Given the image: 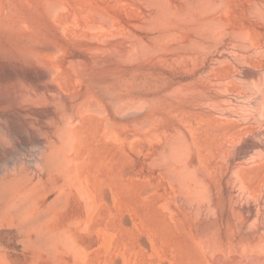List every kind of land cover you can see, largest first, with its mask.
I'll use <instances>...</instances> for the list:
<instances>
[{
    "label": "rangeland",
    "instance_id": "rangeland-1",
    "mask_svg": "<svg viewBox=\"0 0 264 264\" xmlns=\"http://www.w3.org/2000/svg\"><path fill=\"white\" fill-rule=\"evenodd\" d=\"M207 20L216 28L209 29ZM43 46L54 51L32 52ZM239 57L247 63L225 98L214 102L238 114L241 126H251L236 143L240 149L249 141L264 145V0H0V98H23L0 112V180L40 179L38 214L47 215L33 231L37 213L26 218L29 224L19 222H27L22 227L0 215V264H209L200 254L208 247L193 238L217 229L226 243L242 227L251 234L250 246H263L239 247L241 258H264V160L251 161L261 149L245 157L249 191L236 188V206L243 208L236 216L226 178L208 180L215 213L198 216L186 210L178 189L183 179L171 177L179 166L168 148L190 140L189 111L208 107L210 61ZM42 72L49 73L44 88L52 85L56 92L38 96L16 80ZM60 95L73 104L71 119L56 109ZM63 126L72 142L69 153L58 155L67 156L73 179L64 183L54 173L51 183L42 165L50 142L64 139L58 134ZM214 139L210 129L195 141L210 152ZM244 208L259 219L245 222Z\"/></svg>",
    "mask_w": 264,
    "mask_h": 264
},
{
    "label": "bare ground",
    "instance_id": "bare-ground-1",
    "mask_svg": "<svg viewBox=\"0 0 264 264\" xmlns=\"http://www.w3.org/2000/svg\"><path fill=\"white\" fill-rule=\"evenodd\" d=\"M203 1L205 3V0H203ZM207 2H209V1H206V3ZM51 4H52V2L50 3V5ZM184 4H185V2H184ZM196 4H198V3H196ZM45 5H47V4H45ZM51 6L54 7L55 5L53 6V4H52ZM215 6L218 7V5H215ZM48 7H50V6L48 5ZM213 8H214V6H213ZM213 8H212V10H213ZM218 8H220V7H218ZM215 9H217V8H215ZM164 10L165 9H163V11ZM167 11H168V8H167ZM221 11H223V10H221ZM164 12L166 13V11H164ZM51 13H50V15H51ZM175 17H176V15H175ZM48 18H50V17H48ZM205 23L207 25H209V29H211V30L216 28V25L213 24V21L210 22L207 20V22H205ZM201 27L202 26H200V28ZM204 27L206 28V26H204ZM221 28H222V25H221ZM207 30H208V28H207ZM101 42H103V41H101ZM24 44L28 46L30 44V41L28 40ZM53 51H54V49L51 48L50 46H45V47L43 46L42 48H40V50L35 49V48H33V50H32V52H34L35 54H41V53L50 54ZM105 53H106V51H105ZM109 57H110V55H109ZM246 60H247V57H239V59L237 61H233V62H224V61L223 62H217L214 60L210 61L209 67H210V73L212 74L213 79H210L211 81H208L207 86L204 87V100L208 103V107H203V109H205L206 111L200 110V111H197L194 113H193V110L189 111L188 115L190 116V120L194 116V118H192L193 124H191L190 122L188 124V129H189L188 131L190 134V140H187L183 137V138H181V140H178V142H175L173 145H171L168 148L170 160L172 162L173 161L176 162L179 166V169L177 171L174 170L173 173L170 172V174L172 173L171 177L173 179H175V180H173V182L174 181L179 182V180L183 179L184 182L180 181V182H183V183H180L182 185V187L180 185L181 188H179V186H178V189H179V191L181 190L180 191L181 193L183 192L182 193L183 196L181 195L183 197V200H184V198L187 199L186 203L184 202L186 210L188 212H193L194 214H196L198 216H199L200 212L203 213L206 211H210V212L215 213V207L212 203L214 194H213V192L211 193L212 188L210 187V182H208V180L210 178H221V179L226 178L227 179V181L225 183H226L227 188H229L228 191L230 193L229 204L233 205V206L229 207L231 214L236 216L237 213L242 211L243 208L236 206L239 203L238 202L239 194L237 193L236 188H240L244 193L248 194L249 188L247 186V182L249 181V171L247 170L248 167L246 165H248L250 160L245 159V157L250 151H253L256 149H261L262 155L259 157V159L255 160V158H251V161L252 162L256 161L258 163L259 161L264 160V145H260L259 143L254 142V141H249L248 143L244 144V146L242 148H240V149L237 148L236 143L241 142L244 139V137L248 135L249 129L251 128V126H249V125L248 126H241L240 125L241 123H239V121H238V118H240V116L238 117V114H234L233 111L230 109H223V107L221 105H219L220 103L214 102L215 99H224L225 98L224 95H226L228 93V91H227L228 87L230 85L231 86L234 85L233 77L237 76L236 73L239 74V72H240L239 68L242 65L247 63ZM95 62H93V63H95ZM227 69H228V71L225 72ZM229 69L231 71H229ZM53 72H55V71H53ZM48 79H49V73H47V72H42L39 75V77H35L32 74H27L26 76H21L20 78H16V80L18 82H20L26 88H29L30 91L32 89L35 92V94H38V96H40V95L46 96L47 93L55 91L54 90L55 86L52 87V85H51L52 88L51 87L49 88V85L46 84V85H48L49 89L44 88L43 83L46 82ZM25 92H27V91H25ZM14 94H11V96H9V97L7 96L6 98H2V99L0 98V112L4 111L6 109L16 108L21 104L23 98L21 96L17 97ZM23 95L25 96V94H23ZM25 97H27V96H25ZM36 97H37V95H36ZM60 98H62V96ZM72 99H68V100L71 101ZM30 102H28V103H30ZM56 102H58V107L56 109H58L60 107L61 110L60 109L59 110L62 111L63 115H65V116L67 115L66 119L68 117H70L71 116L70 113L72 112V109H73L71 107H73L72 106L73 104L70 102L72 104L71 105L64 98L58 99ZM28 103H26V104H28ZM211 105H212V108H211ZM83 107L84 106H82V108ZM94 107H96V106H94ZM26 109H28V108H26ZM94 109H92L90 111L93 112ZM8 111H10V110H8ZM50 112L51 111L49 110V113ZM102 112H103V110H102ZM93 113H95V112H93ZM3 114H5V113H3ZM9 116L14 117V115H9ZM29 116H31V115H29ZM2 117H4V116H2ZM49 118H51V117H49ZM70 119H71V117H70ZM77 119H75V121ZM60 121H62V119H60ZM75 121H73V122H75ZM66 123H67V121H65L64 124H66ZM107 123H105V125H107ZM73 124H75V123H73ZM211 125H212V128L210 127ZM61 126H58V127H61ZM64 126H63V128H59L61 133H60V131H58V134L62 135L64 139H62L61 136L59 137V138H61L59 145H58V143L57 144L54 143V141L50 142V145H49L50 146L49 147L50 152L47 156L46 163L42 165V166L46 165V167H43V168L47 169L46 171L45 170L44 171L46 172V176L48 178V181H50V182H51V180L53 181V179H55V178L52 179V175L54 173L60 174L63 177L64 183L70 182L71 179H73L72 168H70L69 160H68V158H66L67 156L63 158V157L58 155V154H60V155L62 154L61 151H65V152L69 153V144H70V141L72 139V138H70L71 136H68L69 133L66 132V130H65L66 128H64ZM71 126H72V123H71ZM210 129H211V132L214 134V137H215L214 141L216 144L210 145V147L214 148V149L209 150L210 152H207V151L205 152L203 149V148H205L203 145L204 142L202 141L201 143L198 144L195 141V138L202 133H207ZM115 137H117V136H115ZM59 138H56L55 140H57ZM51 141H52V139H51ZM58 150H60V152ZM70 150H72V147ZM45 153H47V152H45ZM43 156H45V155H43ZM44 158H42L43 161H41V164L45 161ZM72 165H74V164H72ZM39 170L41 171V168ZM37 173H38V171H37ZM18 178H16L15 176L12 178L4 177V178H1V180H0V215L3 216L2 219L4 217H8L7 218L8 221H11V220H9V218L10 219L14 218L15 219L14 221H16V223L23 222L28 217H30V218H32V217L38 218L39 217L36 220L34 219L35 221L31 219L32 223H30V226H33L32 230H31V231H33V229H35L34 227H38L39 223L42 222L43 218L47 217V215L46 216H43V215L39 216V214H38V213L43 214V213H41L43 211L38 209L39 208V206H38L39 188L40 189H42V188L39 187L36 189L37 184L40 182V179H38L36 181L35 180L32 181L31 179H29V180L27 179L29 177L25 178V176H24V180H22L23 177H22V179L21 178L18 179ZM25 179H27V180H25ZM50 182H48V183H50ZM51 183H50V185L52 187L53 184H51ZM176 184H178V183H176ZM228 184H231V187H229ZM76 185H78V183ZM38 186H40V185H38ZM53 187H55V186L53 185ZM79 189H81V188H79ZM58 190H59V188H58ZM40 191H42V190H40ZM212 191H213V189H212ZM255 192L258 193L259 191L255 190ZM61 195H62V193H61ZM258 197L260 199H262L263 195L259 194ZM180 199H182V198H180ZM194 203L197 206H195ZM182 204H183V201H182ZM52 205H54V204H52ZM56 206H57V204H56ZM182 207H183V205H182ZM185 207H184V209H185ZM179 210H181V209H179ZM244 210H245L244 211L245 222H248L249 220H252V219L256 222L257 219H259L258 213L255 212L254 209L244 208ZM51 212L52 211L50 210V214H51ZM181 212H182V210H181ZM34 213H37L38 215L35 214V216L34 215L32 216V214H34ZM202 215H200V216H202ZM36 216H38V217H36ZM198 216L196 217L194 215V217H196V220H197ZM206 216H208V215H206ZM212 216H214V215H212ZM31 220L26 219L28 224H29V221L31 222ZM236 221H237V219L235 220V225H238V223H236ZM27 222H25L23 224H26ZM182 222H184V221H182ZM9 224H7V225H9ZM20 224L21 223H19L18 225H20ZM23 224H21L20 227H22ZM26 225L24 228L27 229L28 226H26ZM29 229H31V228H29ZM261 230L264 232V225L261 227ZM235 231H236L235 233H231L232 238H229L226 243H223V241L220 239L219 231H217V229H213V230L207 231V232L206 231L201 232L199 237H195L193 239L197 238L199 240L198 242L201 241V242L205 243V245L208 247L207 250L204 247V249H202L200 254L202 253L201 254L203 256L202 258H204L209 264H264V258L263 257L262 258L253 257V256L248 257V254H246V255L244 254L245 255L244 258H241V256L239 255V252H237V251H239V247L246 248V250L247 249L253 250V249L257 248L258 246L260 248V246H263V242L257 241L258 244H256L255 246H250L249 241L251 240V234L245 233L246 231L243 229V227L241 229L237 228V230H235ZM38 235L40 236V234H38ZM38 235H36V236L38 237ZM195 244H197V243L195 242ZM236 254H238L239 256Z\"/></svg>",
    "mask_w": 264,
    "mask_h": 264
}]
</instances>
